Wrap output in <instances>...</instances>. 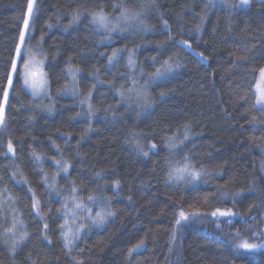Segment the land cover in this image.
<instances>
[{
	"label": "trees",
	"instance_id": "16d2710c",
	"mask_svg": "<svg viewBox=\"0 0 264 264\" xmlns=\"http://www.w3.org/2000/svg\"><path fill=\"white\" fill-rule=\"evenodd\" d=\"M29 2L0 0V104ZM124 11L140 21L110 42L94 16ZM28 32L50 98L27 92L21 61L0 127V264H264L228 243L264 240V0H36ZM72 193L109 214L70 244Z\"/></svg>",
	"mask_w": 264,
	"mask_h": 264
},
{
	"label": "rangeland",
	"instance_id": "374dc122",
	"mask_svg": "<svg viewBox=\"0 0 264 264\" xmlns=\"http://www.w3.org/2000/svg\"><path fill=\"white\" fill-rule=\"evenodd\" d=\"M211 2L213 6H223L226 9L232 10V9H244L247 8L251 0H208ZM33 3L32 12L30 16H27L28 20V27L27 29L24 28V39L23 43L20 41L19 45V57H23V59H20L17 55L15 64H16V71L12 72L11 74V84H8V91H7V97L3 104H0V127L4 123V116L6 111V105L8 102V96L12 89V84L15 80V75L18 70V67L20 66V62H22V69H21V75L23 80V85L25 86L27 92L31 94L36 100L41 101V99H49L50 98V85L48 80V75L45 71V59L42 57L43 53L41 51L35 52L32 50V48L28 45V38H29V26L31 23V19L35 13V7H36V0H31ZM103 16L104 19L101 21L99 17ZM139 18L137 16H132L128 12L124 11L117 17H109L105 15L104 13L98 14L94 16V24L96 25L97 29L108 36V39L110 42H112V38L115 36H121L125 35L127 32L133 30L135 28L136 23L139 22ZM185 46H188L185 44ZM18 54V51H17ZM28 61L30 63V70L35 73V76H29L28 82L26 83L25 75H24V62ZM172 72V69L171 71ZM167 69L164 70V72H160L158 75H156L155 80H158L159 78H163L164 76L170 74ZM33 79H38L43 81V85L39 88H34L32 86ZM256 95L259 101V105L264 107V74H260V79L256 86ZM10 155L14 156V152L12 148L9 150ZM67 172V167H65L63 174ZM182 177H189L190 179L194 180L195 176H193L192 173H183L181 175ZM38 204V203H37ZM65 204V235L67 236V239L69 240V243L71 244L74 240L79 238V234L83 232L87 226L93 225V226H101L102 223L106 220L108 216V212L103 210V208H100L99 211H95V204L94 203H84L82 202L78 196H76L75 193H72L64 202ZM96 212V214L94 213ZM102 217V219H101ZM226 216H220L217 215L216 218H224ZM182 222L187 221V219H180ZM244 240H240L237 243L234 242H228L230 246H233L237 250H242L240 248H237L236 245L238 243H242ZM247 241V240H246ZM250 244H257V245H264L263 239H257L256 241L249 242ZM248 252H260L264 251V247H258L255 249H244Z\"/></svg>",
	"mask_w": 264,
	"mask_h": 264
},
{
	"label": "snow or ice",
	"instance_id": "6c2138e0",
	"mask_svg": "<svg viewBox=\"0 0 264 264\" xmlns=\"http://www.w3.org/2000/svg\"><path fill=\"white\" fill-rule=\"evenodd\" d=\"M32 7H33V3L30 0V2L28 4V8H27V14H28V16L31 15ZM99 19L101 21H103L104 17L101 16V17H99ZM24 27H25V29H27V27H28V20L27 19L24 20ZM23 39H24V33L21 32V36H20L21 43H23ZM18 57H19V50H18ZM19 58L20 59H23V57H19ZM30 63L31 62H28V61H25L24 62V75H25L26 83L28 82V77L30 75L31 76H35V73H33L30 70ZM15 71H16V64H15V62H13V64H12V72H15ZM262 74H264V70H262ZM8 80H9V85H10L11 84V76H9ZM42 85H43V81L42 80L33 79L32 86L34 88H39ZM4 95H5V98H6L7 97V92H5ZM0 119H2V117H0ZM9 148H11V145H9ZM179 171H183V169H181ZM212 215L213 216H217V215H220V216H232L234 214L231 213V211L221 212L219 209H217L215 212L212 213ZM180 216H181L182 219H187V217L185 216V214L183 212L180 213ZM101 219H102V217H101ZM179 222L180 221L177 220V223H179ZM236 247L237 248H240V249H255V248H258V247H264V245L250 244L246 240H244L242 243H238L236 245Z\"/></svg>",
	"mask_w": 264,
	"mask_h": 264
}]
</instances>
